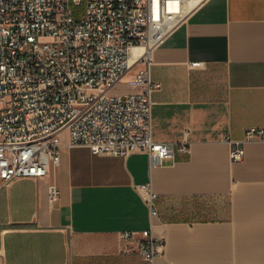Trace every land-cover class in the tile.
<instances>
[{"label":"crops","instance_id":"obj_1","mask_svg":"<svg viewBox=\"0 0 264 264\" xmlns=\"http://www.w3.org/2000/svg\"><path fill=\"white\" fill-rule=\"evenodd\" d=\"M150 55L151 138L187 131L190 153L151 167L143 151L69 147L63 131L47 176L0 187V264H144L116 232L145 229L163 240L153 264H264V140L244 142L242 162L229 156L231 140L264 128V0H202Z\"/></svg>","mask_w":264,"mask_h":264},{"label":"built area","instance_id":"obj_2","mask_svg":"<svg viewBox=\"0 0 264 264\" xmlns=\"http://www.w3.org/2000/svg\"><path fill=\"white\" fill-rule=\"evenodd\" d=\"M188 6L189 0H0V187L47 176L58 165L63 131L69 147L113 156L143 151L151 167L189 154L187 131L177 143L152 140L149 76L151 51ZM135 45L146 49L136 61L135 90L109 93L129 71ZM254 138L264 140L263 127L230 141L232 162H242L244 142ZM136 190L157 217L150 184ZM48 194L58 196L55 179ZM116 237L144 264L162 252L163 240L149 229L119 230Z\"/></svg>","mask_w":264,"mask_h":264},{"label":"rangeland","instance_id":"obj_3","mask_svg":"<svg viewBox=\"0 0 264 264\" xmlns=\"http://www.w3.org/2000/svg\"><path fill=\"white\" fill-rule=\"evenodd\" d=\"M137 70V65H135L131 70H129L119 81L117 85L112 87L109 91L111 94H121L126 89H130L132 87L131 80L134 73Z\"/></svg>","mask_w":264,"mask_h":264},{"label":"bare ground","instance_id":"obj_4","mask_svg":"<svg viewBox=\"0 0 264 264\" xmlns=\"http://www.w3.org/2000/svg\"><path fill=\"white\" fill-rule=\"evenodd\" d=\"M198 1L200 0H189L188 10L192 9L198 3ZM143 53H146V49L142 45H135L131 48V52L128 57L130 67L136 63L139 56H141Z\"/></svg>","mask_w":264,"mask_h":264}]
</instances>
